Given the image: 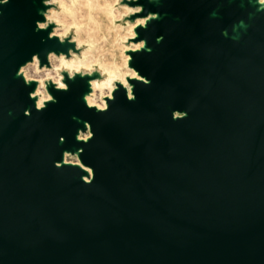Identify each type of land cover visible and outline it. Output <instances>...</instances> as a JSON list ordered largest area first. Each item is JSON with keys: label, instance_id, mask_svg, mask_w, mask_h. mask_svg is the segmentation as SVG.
<instances>
[{"label": "water", "instance_id": "obj_1", "mask_svg": "<svg viewBox=\"0 0 264 264\" xmlns=\"http://www.w3.org/2000/svg\"><path fill=\"white\" fill-rule=\"evenodd\" d=\"M225 1L152 6L172 16L146 31L164 40L139 59L151 84L135 101L121 89L107 112L66 98L28 116L13 70L39 42L15 0L19 28L0 40V264H264V15L235 40L223 30L247 12L209 17ZM73 111L95 132L91 184L54 164Z\"/></svg>", "mask_w": 264, "mask_h": 264}, {"label": "clouds", "instance_id": "obj_2", "mask_svg": "<svg viewBox=\"0 0 264 264\" xmlns=\"http://www.w3.org/2000/svg\"><path fill=\"white\" fill-rule=\"evenodd\" d=\"M255 2L259 5L257 11H264V0ZM9 3L10 0H0V6ZM42 3L45 6L41 10L44 18L36 21V30L48 31L51 28L49 39L58 38L60 43L67 42L75 47H69L67 52L49 51L47 63L43 62L39 53H33L31 59L19 66L17 77H22L27 86L33 83L36 85L29 92V97L34 100L37 112L46 110L50 103L58 102L50 88L67 92L70 90L68 81H75L78 76L87 79L90 89L83 95V101L89 109L97 112H107L121 88L128 101H135L134 81L151 84V80L132 61L135 53L148 48L147 39L140 38L138 30L147 29L152 21L159 19V12L147 10L140 0H103L102 3L101 0H42ZM2 12L3 7H0V14ZM92 25L95 27L91 28ZM105 27L108 36H104L103 40L107 42L112 37L111 46L119 53V63L100 60L88 62L89 53L97 46L93 33ZM224 31L226 33L227 29ZM163 39V36L158 37V42ZM25 115L31 116L32 109H25ZM187 116V111L175 109L172 112L175 120L186 119ZM84 125V128L78 130L76 140L88 143L95 137V132L90 121H85ZM59 139L65 142L66 137L60 136ZM83 152V148L76 152L65 150L62 161H57L56 167L78 166L87 173L82 176V180L91 184L95 178V169L83 161Z\"/></svg>", "mask_w": 264, "mask_h": 264}, {"label": "rangeland", "instance_id": "obj_3", "mask_svg": "<svg viewBox=\"0 0 264 264\" xmlns=\"http://www.w3.org/2000/svg\"><path fill=\"white\" fill-rule=\"evenodd\" d=\"M140 2L145 5V8L147 10L152 11V10H157L152 7V6H156L153 4V2L159 3V2H164V0H140ZM15 6H16L15 0H10V3L8 5L0 6V7H3V12L2 14H0V40L6 38L11 33L14 34L19 28V18H18L16 9H15ZM44 7L45 6L43 5L42 0H29V13L31 15V36L34 40H37L39 44L38 46L30 49L27 52V54L23 56V58L21 59L19 63V66L25 63L26 61H28L29 59H31V56L33 55V53H39L43 62L47 63V53L50 49L55 50L57 52H61V51L67 52L69 47H73V48L75 47L74 44H69L67 42L63 44L60 43L58 38L49 39L48 33L49 31H51V28L48 31H37L36 30V21L42 20L44 18L43 15L41 14V10ZM257 7H259V5L255 2V0H251V2L250 0H226L225 2H221L220 8L218 9V13L223 16L224 11L228 8H233L237 12L238 11L247 12L248 13L247 17L243 19L247 21V24L251 25L252 23H254V20L258 15L259 16L264 15V11H257ZM250 13L254 14L253 18H250ZM144 14L146 15L147 12H145ZM150 24L147 29L141 28L138 30L140 32V38H146L148 40V48H146L142 52H138L134 54V60L132 61V63L136 68H138L139 71H140L139 69L140 68L139 67L140 57L143 54L158 51V41H157L158 36L150 38L146 35L147 34L146 31L150 28ZM234 33L235 32L233 28H227V35H233ZM244 33H245V28H241V32L238 36L240 40L243 38ZM103 37L104 35L102 34L99 38V42H101V45H106L107 42L103 40ZM149 48L151 49V51L148 50ZM19 66L13 70V74H14L13 78L15 81H17L19 84H21L25 88L24 93H23L25 104L22 110L24 111L29 106V108H31L32 111H34L36 110L34 101L30 99L29 92L33 89V87H35V83H33L31 86H27L25 85L22 77L16 76ZM68 83L70 84V90L67 92L61 91L57 94V91L54 88H50V90L58 98V102L50 103L47 108L52 107L55 104L63 102V100L66 98L71 99L70 102L72 106L77 107V106L86 105L82 99V94L90 90L87 79H81L78 76L75 81L69 80ZM133 83L136 84L135 81ZM20 112L21 110L14 111L13 113L19 116ZM74 117L75 118L79 117L81 120H77V118L74 119ZM85 121L86 119L79 116L77 112L73 111L71 113L70 119H69L70 131H69L68 136H66L65 142L62 144L61 150L58 155V160L62 159V153L64 150L76 152L81 148V146H83L84 144L83 142H78L76 140V135L79 129L85 127L84 125ZM78 174H79V177L82 178V176L86 175L87 173H85L84 171H80Z\"/></svg>", "mask_w": 264, "mask_h": 264}, {"label": "bare ground", "instance_id": "obj_4", "mask_svg": "<svg viewBox=\"0 0 264 264\" xmlns=\"http://www.w3.org/2000/svg\"><path fill=\"white\" fill-rule=\"evenodd\" d=\"M103 2V0H101V3ZM153 4L154 5H156V6H159L160 4H163V2H159V3H155V2H153ZM220 5H221V2H220V4L214 9V10H212V12L210 13V15H209V17L210 18H214V17H222V15H220L219 13H218V9L220 8ZM145 6V5H144ZM153 12H159L160 13V18L158 19V20H162L163 18H165V17H167V16H170L171 14L170 13H168V12H160V11H158V10H152ZM213 13H215V15H213ZM98 15V14H97ZM172 16V15H171ZM253 16H254V14L253 13H250V18H253ZM259 16V15H258ZM100 19H102V17H100ZM241 21H243L244 23H240ZM152 23V22H151ZM91 28H94L95 26L94 25H92V26H90ZM232 28H233V30H234V34L233 35H227V32L225 33V29L223 30V34L225 35V36H230L231 38H233V39H235V40H240L239 39V34H240V32H241V28H245V33L244 34H246V33H248V28L250 27V25L249 24H247V21H245L243 18L242 19H240L239 21H236L232 26H231ZM228 28V27H227ZM226 28V29H227ZM104 35V36H108V33H107V30H106V27L103 29V30H97V31H95L94 33H93V35H94V38H95V40L97 41V46H96V48L91 52V53H89V61L88 62H94V61H96V60H100L101 62H104V61H108V62H116V63H119V53L117 52V51H115L113 48H112V46H111V42H112V37H109V39H108V41H107V44L106 45H101V42H99V38H100V36L101 35ZM160 36H163L162 34H160L158 37H160ZM164 37V36H163ZM236 37H238V39H236ZM164 40V39H163ZM148 41V40H147ZM158 41V40H157ZM162 42L163 41H160V42H158V44L160 45V44H162ZM150 49V48H149ZM49 51H53L52 49H50ZM48 51V52H49ZM113 58H115L114 60H113ZM138 69V68H137ZM144 75V74H143ZM17 76V75H16ZM144 76H146V75H144ZM147 77V76H146ZM149 78V77H148ZM150 79V78H149ZM151 80V79H150ZM36 86V85H35ZM35 89V87H33V89L31 90V91H33ZM122 89V88H121ZM59 92H61V91H57V94L59 93ZM54 94V93H53ZM85 94V93H84ZM84 94H82V99H83V95ZM55 95V94H54ZM56 96V95H55ZM137 96V95H136ZM34 101V100H33ZM29 108V106L27 107V109ZM181 111H186V110H181ZM9 115L12 117V118H14V119H16L17 118V116H14V114H13V110L12 109H10L9 111ZM188 112V111H187ZM24 114H25V112H24ZM188 114H189V112H188ZM77 118V120H81L79 117H76ZM86 121H88V120H86ZM61 136H64V135H61ZM65 137V136H64ZM60 136L58 137V141H59V144L60 145H62L64 142H61L60 141ZM81 148H83L84 149V146H81ZM65 151V150H64ZM63 151V152H64ZM83 154V153H82ZM62 159H63V153H62ZM62 159L61 160H58V159H55L54 160V157H53V160H54V164L56 165V162L57 161H62ZM84 161V160H83ZM87 164V163H86ZM88 165H90V164H88ZM65 166V165H64ZM66 166H71V165H66ZM90 166H92V165H90ZM74 168H77V170H80V171H83V170H81L78 166H73ZM93 167V166H92ZM73 179L75 180V181H79V180H81L78 176H77V174H74L73 176Z\"/></svg>", "mask_w": 264, "mask_h": 264}]
</instances>
